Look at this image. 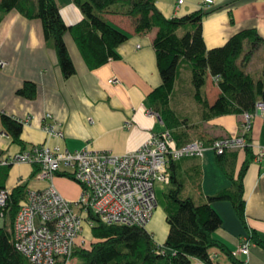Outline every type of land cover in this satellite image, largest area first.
I'll return each mask as SVG.
<instances>
[{
  "label": "crops",
  "instance_id": "1",
  "mask_svg": "<svg viewBox=\"0 0 264 264\" xmlns=\"http://www.w3.org/2000/svg\"><path fill=\"white\" fill-rule=\"evenodd\" d=\"M56 1L65 23L72 24L82 17L73 0ZM177 2L156 0V6L165 16L184 14L199 7L209 11L201 22L202 35L208 48L222 44L231 34L243 28H254L264 39V0H212L210 4H204L203 0ZM109 19L128 33V37L117 46L118 57L88 69L73 39L66 32L63 37L75 68V72L67 78L60 71L54 50L45 44L39 19H28L18 11L10 10L0 20V59L4 61V65L0 66V116L4 113L19 120L30 117L29 123L22 125L20 136L24 147L46 143L74 150L88 145L92 149L124 154L138 148L150 134L163 131L161 120L149 108L146 99L149 92L161 83L152 45L156 29L136 33L126 17L109 15ZM260 50L262 55L257 56ZM262 66L264 44L251 54L243 69L260 77ZM26 79L36 84L33 99L16 94V89ZM205 87L206 95L209 91L208 97L212 100L217 89L211 78L207 79ZM187 88V82L179 85L176 81L171 99L176 110L184 116L182 126L187 131L193 136L203 135L207 138L240 133L241 114L227 113L200 120V112ZM47 112L60 124L61 137H50L42 130ZM249 136L254 152L258 149L257 145H264V119L259 115L252 118ZM20 149L22 146L13 142L4 131L0 118V154L15 153ZM245 157V151L238 150L234 172L238 171ZM189 162L192 161L186 163ZM198 162V183L186 180L182 193L200 203L207 195L229 187L230 180L218 166L213 150L207 148ZM186 167L187 164L180 165L179 171ZM32 170L33 166L27 163L11 165L3 181L4 187L10 189L23 179H29L31 187L46 186V182L30 179ZM54 184L63 196L77 198L78 186L76 194L71 196L61 190L55 181ZM242 184L245 224L264 240V156L259 160L251 159ZM188 187L192 194H188ZM211 206L221 218L220 225L213 232L214 237L230 250H235L242 238L248 236L247 228L229 200H214ZM146 229L157 243H163L168 224L163 205L158 201ZM89 235L91 237L90 230ZM210 253L214 264H228V258L217 248L210 249ZM238 256L246 264H264V247L251 243L247 254L240 253Z\"/></svg>",
  "mask_w": 264,
  "mask_h": 264
},
{
  "label": "trees",
  "instance_id": "2",
  "mask_svg": "<svg viewBox=\"0 0 264 264\" xmlns=\"http://www.w3.org/2000/svg\"><path fill=\"white\" fill-rule=\"evenodd\" d=\"M73 1L82 17L72 24L65 23L56 0H0V20L10 10H16L28 19H39L45 44L54 50L64 78L75 72L63 37L66 32L73 39L88 69H94L117 58V46L128 37L127 31L112 22L109 15L126 17L136 33H147L155 28L152 45L161 83L149 92L146 99L175 145L199 140L210 147L216 139L226 137L193 136L182 126L185 118L171 102L176 81L179 85L187 82L189 96L200 112V120L227 113L253 112L255 103L264 101V66L260 77L243 69L255 49L264 44V39L254 28L240 29L222 44L208 48L202 35L201 22L209 11L202 7L180 15L165 16L156 6V0ZM246 44L247 47H244ZM208 78L217 89L212 100L208 97L209 91L206 95L205 90ZM16 94L33 99L36 95L35 82L23 80ZM0 118L6 134L23 148L20 136L22 121L4 113ZM243 135V147H225L221 152H214L216 162L230 180V185L207 195L203 202L197 203L190 195L182 193L186 180L192 183L198 181V159L201 156H182L169 161L170 180L162 190L168 224L163 243L155 241L146 225L105 223L91 214L94 221L90 226L92 239L72 247L70 256L75 258L74 264H192L193 259L214 264L210 253L212 248L223 252L229 260L228 264H246L214 237L213 232L220 225L221 218L211 206L214 200H229L247 228L248 238L264 247V240L245 224L242 179L251 159L255 158V152L249 130ZM240 149L245 151L246 157L238 171L234 172L235 158ZM183 164H187L186 169L179 171V166ZM10 167L11 164L0 166V187H4L3 181ZM36 169L33 167L31 174ZM56 175L71 178L67 172H57ZM25 192L24 182H18L9 189L0 224V264H35L15 247L12 236L13 220ZM65 259L67 257L53 264H62Z\"/></svg>",
  "mask_w": 264,
  "mask_h": 264
},
{
  "label": "built area",
  "instance_id": "3",
  "mask_svg": "<svg viewBox=\"0 0 264 264\" xmlns=\"http://www.w3.org/2000/svg\"><path fill=\"white\" fill-rule=\"evenodd\" d=\"M211 2L203 0L204 4ZM2 65L4 61L0 59ZM255 115L264 119V101H257L253 112L241 114L239 135L216 139L210 147L199 140L177 146L168 131L163 130L150 134L138 148L124 154L88 145L68 150L46 143H33L21 151L0 154V166L27 163L37 168L32 178L47 183L42 188H27L19 202L12 226L15 247L32 263L52 264L57 257L69 254L75 244L85 242L84 227L90 228L94 222L91 214L105 223L145 226L157 204L155 184L163 188L170 180L169 161L182 156H202L207 148L218 153L225 147H243V133L250 129ZM21 121L28 124L30 117ZM41 128L50 137L62 136L61 128L48 112ZM257 148L255 159L264 155V146ZM57 172L69 173L78 184L77 198H67L57 190L53 180ZM8 193L9 189L0 187V224ZM244 246L233 250V254H247V245Z\"/></svg>",
  "mask_w": 264,
  "mask_h": 264
},
{
  "label": "rangeland",
  "instance_id": "4",
  "mask_svg": "<svg viewBox=\"0 0 264 264\" xmlns=\"http://www.w3.org/2000/svg\"><path fill=\"white\" fill-rule=\"evenodd\" d=\"M256 50V49H255ZM261 52H262V50H260V51H258L257 52V56H261L262 54H261ZM253 54V53H252ZM110 81H114V79H110ZM57 122V121H56ZM58 123V122H57ZM60 124L58 123V126H59ZM60 127V126H59ZM251 128V127H250ZM250 130V129H249ZM261 146H264V145H261ZM23 149V148H22ZM22 149H20L19 151H21ZM262 156H264V155H262ZM261 156V157H262ZM261 157H259V159L261 158ZM258 158L256 159V160H259ZM21 163H23V162H21ZM12 165V164H11ZM13 165H17V163H14ZM13 170H15V168L13 167L12 168ZM11 169V170H12ZM32 176H33V174H31V178L30 179H33L32 178ZM59 176H62V177H59ZM55 182H56V184H57V186L61 189V190H63L65 193H67L68 195H71V196H73V195H75L76 194V192H77V186H78V184L72 179V178H69V177H66V176H64V175H56L55 177H54V179H53ZM37 180H35V182H36ZM20 182H24V183H26V189L27 188H36V187H31L29 184V182H30V180L29 179H23V180H21ZM37 182H39V181H37ZM79 187V186H78ZM42 188V187H41ZM154 188H155V193H156V198H157V200L156 201H158L159 202V204L160 205H164V197H163V194H162V190H163V188H160L159 187V185L158 184H155V186H154ZM187 191V190H186ZM26 193V192H25ZM188 194H192V192H191V189L188 187ZM196 199V198H195ZM154 211V210H153ZM153 213V212H152ZM89 230H90V228H89V226H87V225H85V227H84V233H85V235L86 236H83V240H85V242H87V241H89V240H91L92 238L90 237V235H89ZM247 243V244H246ZM251 243H253L249 238H248V236H246L245 238H242V240L240 241V243L238 244V246H237V248L235 249V250H237L238 248H244L245 246L244 245H247L246 247L249 249V246H250V244ZM244 246V247H243ZM247 249V250H248ZM71 251H72V249L69 251V254H67L66 256H63V257H67V259H65V260H63V263L62 264H74L76 261H75V258L73 257V256H70V254H71ZM236 254V253H235ZM239 253H237V255H238ZM63 257H57L56 259H55V261H57V260H61V259H63ZM54 261V262H55ZM199 260H197V259H193L192 260V264H201L200 262H198ZM53 264V263H52Z\"/></svg>",
  "mask_w": 264,
  "mask_h": 264
}]
</instances>
